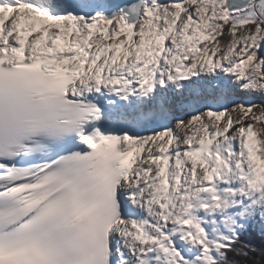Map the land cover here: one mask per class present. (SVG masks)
<instances>
[{
  "label": "snow or ice",
  "instance_id": "6c2138e0",
  "mask_svg": "<svg viewBox=\"0 0 264 264\" xmlns=\"http://www.w3.org/2000/svg\"><path fill=\"white\" fill-rule=\"evenodd\" d=\"M0 264H264V0H0Z\"/></svg>",
  "mask_w": 264,
  "mask_h": 264
}]
</instances>
